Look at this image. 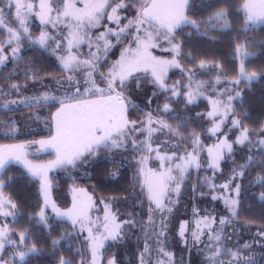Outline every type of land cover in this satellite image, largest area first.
I'll return each mask as SVG.
<instances>
[{
    "label": "snow or ice",
    "instance_id": "obj_1",
    "mask_svg": "<svg viewBox=\"0 0 264 264\" xmlns=\"http://www.w3.org/2000/svg\"><path fill=\"white\" fill-rule=\"evenodd\" d=\"M0 3L6 4L10 10L15 8L16 20L12 25H5L4 17L11 18V11L5 13L3 7H0V25L6 27L8 40L7 46L0 42V65L4 64L9 56L4 55L8 49L11 50V59L13 61L20 59V45L24 40L30 41L34 45H39L40 48L48 50L53 48V53L57 55V59L62 65V70L67 74V89L70 94L63 97L44 92L33 98L36 106L43 107L49 101H53L54 105H58L51 120L55 124V134L48 139H42L38 143L42 149L52 148L55 150L56 159L50 161L48 165L33 164L26 158L24 153L19 149L23 145L8 148L7 151L0 150V172H3L11 162L22 164L33 177H38L40 180L41 192L44 195V207L40 209L38 216V223L47 224L48 217L45 214L46 209L51 206L57 217L70 220L75 227L80 226L81 232L87 231L88 247L91 250L90 264H97V258L100 256V249L104 247V241L108 239L117 240L122 238L121 224L116 222L115 214L110 213V208L105 206V223L102 225L104 232H100L99 228L93 231L87 222L88 209L90 205L76 204L67 211L58 209L54 202H50L51 182L47 172L55 167H77L78 162H84L89 156H95L102 149L121 148L124 146V141L127 139L128 132L136 129L137 121L131 120L128 117V110L132 105L127 95L128 86L135 82L139 87L140 78L135 76V73L141 70L151 72L153 83L159 90L167 93L171 92L172 96H180L181 92L175 86L169 87L166 81L167 71L171 67H180V62L177 57L183 55L181 44L175 41L176 30L186 24H191L193 27L199 29L201 23L204 21H197L189 19L186 15V9L189 0H80L82 7L77 6V0H39L38 11L35 12L40 19V22L46 26L45 30L40 32L37 37L29 34L27 27V17L33 14L35 5L31 2L25 3L24 0H0ZM138 8L133 15V18L127 23L122 22L121 11L128 9L130 6L137 5ZM247 21L252 23L264 22V0H259V3L253 0H245L243 5ZM110 9V12L108 11ZM55 13V16H53ZM228 12L221 10L215 12L209 17L211 20H226ZM107 19L108 22L114 24L116 27H108L106 31L94 33L89 36V32L93 28L102 27L101 21ZM124 19H127L126 17ZM63 23L64 29H61V34H50L47 25L56 27ZM146 26V27H145ZM215 27V25H210ZM225 27L230 25L225 24ZM247 29V23L245 24ZM83 29V31H82ZM115 37L116 43H120L122 38L131 40L123 49L120 59L114 61L107 66V71H103L104 65L101 63V58L107 57V54L115 46L112 41ZM161 39L167 42L168 47L160 43ZM64 41L67 43L64 44ZM87 42L89 52L82 55L79 51L80 45ZM95 42L96 51H91L92 45ZM161 48L163 51L172 53L171 59H161L153 56L149 51L152 48ZM56 50H59L57 53ZM235 52L241 58L239 67L238 79L234 83H240L241 79H246L249 82L257 78L256 72H250L243 63L248 53L243 50L242 45H237ZM200 68L207 67V62L201 60ZM216 67H220L216 65ZM261 74H264L262 72ZM192 73H189V80L191 81ZM219 76L217 80L219 81ZM57 83H61L57 81ZM13 89H18L20 85H13ZM191 87V85H189ZM205 86L203 84L197 85L195 91H187V103H193L195 99L202 94ZM156 95V93H153ZM239 96V92H237ZM166 101L170 102V97H165ZM232 97L229 96L228 103L222 104L220 101H212L213 110L207 115L212 119V126L208 132L215 136L220 132V125L215 119L220 115V110L223 108V115H227V110L231 106ZM43 101V103H41ZM151 103V99L148 101ZM165 102L162 111L167 113L170 111V103ZM158 108L157 117H154L150 112L146 114V120L141 121L140 129L144 130L145 124L149 125L147 128L148 137L158 130L167 128L169 132L177 134L172 125L166 123L165 120L159 119ZM39 119V115L36 116ZM156 124L159 128L150 127ZM234 127L240 126L241 132L237 139L229 142L227 138L220 140L209 149V163L208 167L213 170L219 169L220 161L225 158V153L231 155L233 151V144H245L251 142L250 133L246 127L240 125V121L233 120ZM131 126V127H130ZM177 128L180 125L176 126ZM264 131V129H261ZM193 152H187L184 157L183 164H176V169L179 175H173V169L169 163L166 167V161H171L166 153L161 154L157 149H153L150 143H141V148H145L148 153L155 151V158L160 161V168L162 171H154L149 169L151 179H146L145 183L148 188L149 217L150 222L147 227H156L155 213L160 215V231L153 234L158 239V254L168 259L157 260V264H172L171 253L168 252L162 245L163 241H159V236L166 234L168 227L167 215L172 211L171 192L180 191L181 181L183 175L190 167L199 168L201 165L196 155V145L199 144V137L193 134ZM134 147H135V141ZM264 145V139L259 141ZM139 150V149H136ZM150 156L148 154L141 155L137 161V168L140 174L144 173V166L147 164ZM242 165L241 170L237 172L233 170V175L229 180L220 186L228 194L220 196L213 195V199H223L225 206L228 208L232 217H238L237 206L240 204L241 184L236 182L237 178H242L245 175V169L250 165ZM262 187H264V175L257 179ZM5 181L0 177V217L7 218L9 216L16 217L17 204L3 193ZM215 191V186H212ZM260 199L264 201V193H261ZM167 201V202H166ZM154 206V207H153ZM194 215L196 210L194 209ZM31 219V218H30ZM228 218H221L220 225H224ZM125 224H134V221H124ZM215 223V218L210 216H203L196 222L194 229L188 228V222L182 221L179 226L178 233L182 239H185V231H190L191 237L196 243H203L201 237L208 236V243L205 244V250L208 253L206 256L207 264H254L251 256L242 254L240 248H229L222 241L221 230L212 228ZM203 225V227H201ZM208 231L205 232L204 229ZM31 233L28 230L19 233V239L13 238L10 234L8 224H0V264H9L8 260L4 259L7 253V245H13L12 256L9 258L12 264H16V257H19V264H25V258L38 251L36 244L27 247L28 238ZM259 235L264 236V229ZM62 239V238H61ZM59 240H53L52 245L56 247ZM249 245H244L247 249ZM151 249L145 246V253L150 252ZM144 261V253H141V264ZM59 264H72V261L60 257ZM81 264H84L82 261ZM109 264H115V261H109ZM150 264V262H149Z\"/></svg>",
    "mask_w": 264,
    "mask_h": 264
},
{
    "label": "trees",
    "instance_id": "obj_2",
    "mask_svg": "<svg viewBox=\"0 0 264 264\" xmlns=\"http://www.w3.org/2000/svg\"><path fill=\"white\" fill-rule=\"evenodd\" d=\"M244 3L245 0L189 1L186 9L188 18L207 23H201L198 30L191 24H186L176 31L175 41L182 46L183 55L180 56V60L186 69H191L193 66L199 69L200 61L203 60L207 62V68H204L206 72L201 70V73L209 75L214 73L216 65L224 67L222 73L225 74L232 73L233 70L237 71L238 67L233 59L235 49L238 44L246 43L248 49L255 52V55L247 60V68L250 72L256 71L259 74L264 72V24L244 30L243 27L248 22L243 8ZM0 7L4 10L8 9L4 3H0ZM137 8L138 4L122 10L127 18L123 21L133 18ZM221 10L228 12L226 20L209 21L210 16ZM226 23L230 25V28L221 29L216 26ZM7 38V31L0 27V42L4 43ZM22 45L21 58L10 62L0 70V103L39 96L49 81L65 74L59 61L49 49L44 50L28 40H24ZM82 49H86V46L80 47V53ZM121 49H123L122 45H118L112 50L109 55L110 62L119 57ZM172 74L178 76L177 72ZM150 83L140 78L139 87L135 82L129 84L127 93L134 103L130 109L131 117L136 115L140 118L143 109L148 110L154 106L152 109L156 111L164 105V102H169L165 99L168 94L154 90ZM13 85H20V87L13 89ZM150 99L153 105L148 102ZM170 102L174 107L173 110L163 115L166 116L168 123L174 126L180 125L179 129L186 135L184 139L187 141L184 142L192 145V136L195 134L199 137V142L203 140L205 143H211L207 133L209 121L202 113L208 108L207 103L204 106L202 102L191 104L184 98L179 101L171 98ZM53 105L48 103L43 107L31 105L19 109L0 110V146L51 135L54 131L51 116L55 114L58 107ZM235 112L241 124L250 129L251 142L243 145L233 144L232 155L223 161L221 172L214 173L206 165L197 172L192 171L185 184L184 198L180 200V206L173 212V218L175 219L184 211L190 216L194 209L201 210L200 204H210L212 207L213 191L209 190L208 186L212 183L216 187L228 181L233 175V170L240 171L241 166L249 164V158H251L252 162L245 169V175L236 181L241 184V202L237 209L239 216L234 217L233 227L237 232L234 240L243 246L264 229V201L260 199L261 193H264V187L257 183L258 177L264 175V150L261 151L256 147L259 146L256 137L264 136V131L261 132L264 126V76L247 85L243 90L242 100L237 101ZM37 114L39 119L36 118ZM237 137L236 131L229 135L231 142ZM53 155L49 153L40 157L35 156L33 159L45 161L51 159ZM127 156L129 155H123V153L120 155V151L114 154L106 148L97 153L91 162L80 163L77 167L60 168L51 176L54 184L55 205L63 209L73 207L74 191L85 188L101 200L121 203L125 209L124 216H120L119 219H130V210L142 199V192L139 189L141 184L138 181L137 164L130 157L126 159ZM1 177L5 181L3 193L17 204L18 215L9 224L10 234L18 240L19 233L28 230L31 235L28 238L27 247L36 244L38 249L36 253L25 258V264H59L60 257L71 260L72 264H81L82 261L84 264H89L92 256L88 241L76 226L53 215L48 217L47 224L38 223V213L44 207L39 180L16 163H10ZM146 206H137L136 210L146 214ZM134 218L139 222L142 219L140 215H135ZM53 240L60 241L56 247L52 245ZM10 248L11 246L7 248L4 259L12 264L9 259L12 256V248ZM138 249L139 242L129 238L125 242L109 246L105 251L104 264H108L112 258L116 259L117 264H139ZM179 250L178 247L177 251ZM258 251L261 252V256L254 264H264V246ZM15 259L16 264H19L17 258ZM197 259L193 253L190 259L191 264H204L202 260L196 261ZM177 264L181 262L178 261Z\"/></svg>",
    "mask_w": 264,
    "mask_h": 264
},
{
    "label": "rangeland",
    "instance_id": "obj_3",
    "mask_svg": "<svg viewBox=\"0 0 264 264\" xmlns=\"http://www.w3.org/2000/svg\"><path fill=\"white\" fill-rule=\"evenodd\" d=\"M24 2L25 3L31 2L35 5V8L33 9V14H30L27 17V27L29 30V34H31L34 37H37L40 35V32L42 30H45V28H46V26L40 22L39 17L37 15H35V12L38 11V8H39V0H24ZM256 3L258 4L259 0H256ZM77 6L78 7L83 6L80 3V0H77ZM9 11H11V18L9 19L8 16L5 15V17L3 18L5 21V25H12L13 22L16 20L15 8H12L10 10L7 9V10H5V13H7ZM108 11L110 12V9H108ZM53 16H55V13H53ZM125 17H126V14L121 11V18H122L123 23H127L128 20H130V19H128L124 22L123 20ZM226 24H228V23H226ZM254 24H261L262 25L264 23H261V22L252 23L251 21H248L247 22V29L250 30L252 27L261 26V25L255 26ZM101 25H102V27H97V28L91 29V31L89 32V36H92L94 33L106 31L108 27H112V28L116 27L114 24H111L110 22H108L106 18L101 21ZM183 26H185V25H183ZM183 26H181V27H183ZM216 26L221 28V29L230 28V27H225V24L219 25V26L216 25ZM0 27L4 28L6 30L5 26L0 25ZM64 28H65V25L63 23L58 24L56 27H53L51 24L47 25V29L50 30V34L54 33L57 36H59L61 34V29H64ZM243 28H244V30H247L245 28V26ZM82 31H83V29H82ZM111 39H112L113 43L115 44V46L111 49V51L108 52L106 58H104V57L101 58V63H102V65H104V67L102 69L103 71H107L108 65H110L111 63H113L116 60H119L121 52L123 51V49L126 48L128 46V44L132 43L131 40H126L124 38H122L120 43H116L115 37H112ZM7 40H8V38L4 42L5 46H7ZM66 43L67 42L64 41V44H66ZM123 43H124V45H123ZM160 43L163 44L165 47H168L167 42L164 41L163 39H161ZM84 45L86 46V49H82V51H81L82 55L87 54L90 50L88 45H87V42L80 45V47H82V46L84 47ZM118 45H122L123 49H121L119 57L116 60H113L110 62L109 61V59H110L109 55L112 52V50ZM238 45H242L243 50L246 53H248L246 59H244V61H243V63L246 65L247 60L252 58L255 55V52L248 49L246 43H242V44L240 43ZM35 46H39V45H35ZM49 50L52 52V54L57 59V55L53 53V48H49ZM56 51H57V53L59 52V50H56ZM91 51H93V52L96 51L95 42L92 45ZM149 51L151 52V54L153 56H156V57L161 58V59H171L172 58L171 52L163 51L159 47L152 48ZM22 53H23V45L21 44L20 45V53H19L20 57L22 56ZM3 54L9 56V59L6 60L4 62V64L0 65V70L4 66L8 65L10 62L13 61L11 59L12 54H11L10 49H8L7 52L3 53ZM177 59L180 62V67L179 68H176V67L169 68L167 71V75H166L165 79L168 83V86L170 88L175 86L177 88V90L179 92H181V95L180 96H172L171 92H167V94H168L167 97L174 99V101H179V99L184 98L187 102V91H195L197 88V85H200V84H203L205 86L204 90L202 91V94H200L195 99V101L193 103L194 104H201V102H202L203 106L205 105V103H207L208 108L206 110H203L202 113L205 114L206 120L209 121V124L207 126V133L210 136L211 143H205V141L202 140L199 142V145H196V155H197L198 161H199L201 166L199 168L190 167L187 170V172H185L183 175V179L181 181L179 193L177 194L174 191L171 192L170 196H171V199L173 201L172 206H171L172 211L166 217V219L168 221V227L166 229V234L163 236H159V241H163L162 246L168 252L171 253L172 264H177L178 261H180L181 264H191L190 259H192L193 253H194V257L198 258L196 261L199 262L202 260L204 262V264H207L206 256L208 253L205 250V244L209 242L208 236L203 235L201 237V240L203 241V243H196L193 241L191 234H190V231L186 230L185 231V239H182L178 233V230H179L180 223L182 221H187L188 222V228L194 229L196 226L197 220H199L203 216H210V217L215 218V223L212 224V228L215 230H218V231L222 229L221 236H222L223 243L232 249L240 248L242 250L243 255L251 256L254 263H256L257 259H259V257L261 256V254H260L261 252L258 250H259V248L261 249L264 246V236H261L259 234L253 236L252 241H250V242L247 241L245 243V245L246 244L249 245V247L247 249H245L244 245L242 246V244H239L237 241L234 240L236 238V235H237L236 228L233 227L235 220H234V217L231 216V213L229 212L228 208L225 206L224 200L219 199V198L213 199V195L220 196L221 194H223V195L228 194L224 189L220 188V186L225 184L227 181L217 185L215 187V189H216L215 191L212 190V186H213L212 183H211V185L208 186V189L213 191V193L211 195V199H212V201H214V204L212 207H210V204H200L201 210H196L195 215H194V211H193V213L190 214V216H188L187 213L184 211V212H181L180 214H178L175 219L173 218V216H174L173 212L176 211V207L180 206V204H179L180 200L182 198H184L183 193H184V189H185V184L187 182L188 177L191 175L192 171L195 170V172H197L201 167L204 168V165H206L208 167L209 149L212 148L215 144L219 143L220 140H223L225 138H227L228 141L231 142L229 135L233 131H236L238 136L240 135L241 127L240 126L234 127L232 124L233 120L240 121L238 119V117L236 116L235 106H236L238 100H242L243 90L247 87V85L249 86L252 82L258 80L259 77L264 76V74L261 75V74H259V72L254 71L257 73L256 79L252 80L251 82H249L246 79H241L240 83H238V84L234 83V81L236 79H238L239 67L241 64V58L239 55H237L236 52L234 53L233 59L235 60V62L237 64L238 70L237 71L233 70L232 73H226V74L222 73V68H224V67H221V66L216 67L215 65H214L215 66V72L211 73L210 75L207 73H201L200 72L201 70L203 72L204 71L206 72V70L204 68L203 69L202 68L197 69L193 66L191 69H186L184 67V65L182 64L180 57H177ZM59 64H60V61H59ZM205 68H207V67H205ZM173 72H177L178 76H176V74H172ZM189 73L193 74L191 77V81L189 80ZM134 75L138 76L139 78H144L150 82L152 80L150 70L149 71L141 70L140 72L135 73ZM218 76L220 77L219 81L217 80ZM66 77H67V74L65 73L64 75L53 78L44 87L43 91H41V94L44 92H49L50 94L58 95L61 97L65 96L67 94H70L69 90L67 89V78ZM57 81H60L61 83H57ZM150 84L153 85L154 90H158L159 92H161V90H159L153 83H150ZM189 85H191V87H189ZM237 92H239V96H237ZM127 95H128V93H127ZM229 96H231L233 98L231 101V106L227 110V115H223L224 109L222 108L220 110V115L215 117V119L217 120L218 123L221 120H223V123H221V125H220V132L217 133V135L213 136L208 132V129L212 126L211 121L213 118L209 117L207 115V113L213 110L212 101L218 100L222 104L226 105L228 103ZM129 100L131 101L132 105H134L133 101L130 98H129ZM151 102H152V100H151ZM48 103L54 104L53 101H49ZM152 103H151V105H153ZM169 103H170V111H172L174 107H173L171 102H169ZM193 103H191V104H193ZM31 105H35L33 102V98H30V99H14V100H9V101L0 103V110L19 109L20 107H26V106H31ZM131 107L132 106H130L129 110H128V117L131 120L137 121L136 129L141 128L140 122L146 120V114L147 113L150 112L154 117H157L158 110H156V111L153 110L152 108L154 106H151L148 110L143 109V113L141 114L140 118L136 117V115L131 117V115H130ZM162 109H163V106L161 105V108H160L161 111L159 112L158 118L163 119L166 121L167 124L172 125V124L168 123L167 119H165L166 116H164V115L169 114L170 111L167 113H164L162 111ZM240 125H242L241 121H240ZM172 126L175 129V132L177 134H173V133L169 132L167 128H164L163 130H158V131L154 132L152 134L151 138L149 139L148 132H147V128L149 127V125L145 124L144 130L134 129V130H131L128 132V136H127V139L124 141L123 147L109 149V151H113L114 154H116L119 151H120V155H121V153H123V155L128 154L129 156H127L126 159L128 157H130L133 162H136V164H137V161L139 160L141 155L148 154L150 156L149 160L147 161V164L144 166V173L143 174H140L138 172V168L136 167V170L138 172V181L141 184L139 189L142 192V199L139 202H137L136 205L133 206L132 210H130V214H129V217H131L130 219H125V220L119 219L120 216H124L123 211L125 208L121 203H118V201L110 202V201L101 200L97 196H95V194H93L89 189H85V188L77 189L74 191L73 201L76 204H78V205L79 204L90 205V207L88 209L89 220L87 222L89 223V226H91L93 228L94 232L96 231L97 228H99V231L101 233L104 232V228L102 227V225L105 223L104 216H105L106 204L110 208V213L115 214L116 222L121 224L122 238L117 239V240L108 239V240L104 241V247L102 249H100L101 254L97 258V264H104L105 251H106L107 247L116 245V244L121 243V242H125V240H127L128 238L139 242V249H138L139 264H141V253H144L143 264H149V262H150V264H157L158 259L165 260V261L168 259L167 257H164V256L158 254V251H159L157 248L158 239H157V236L155 234H153V231H155V233H159V231H160L159 225H160V215L161 214L159 212L155 213L156 227L154 230L152 227L146 226V225L150 224V222L148 220L150 202L148 199V188H147V184L145 183V181H146V179H151V173L149 172V169H152V170L157 171V172L162 171L163 169L160 168V161L155 158V156H156L155 151L148 153L145 148H141V143L142 142L150 143L152 145L153 149H157V147H158V150L160 151V153L162 155L166 153L169 157H172L171 161L165 162L166 167L170 163L171 167L173 169L172 174L173 175H179L178 170L176 169V164H183L184 163V161L180 158L184 157L187 152H193L194 145H193V143L191 145V143H185L184 142V141H187L186 139H184V137L186 135H184V133L181 132V130L179 129L180 127L177 128L176 125L175 126L172 125ZM150 127L159 128V126L156 124H152V125H150ZM246 128L248 129V131L250 133V129L247 126H246ZM262 129H264V126ZM261 132H263V131H261ZM256 138H258V141H260V140L264 139V136H262V137L257 136ZM249 139L251 141V136L249 137ZM134 141H135V147H134V143H133ZM18 145H23V148H21L19 150L22 153H24L26 158L28 160H30L33 164L48 165L50 161H53L56 159L55 158L56 155H53L52 153H50L53 155L51 159L49 158V159H46L45 161L34 160L33 157H35V156L40 157V156L45 155V152H47L45 150H49V149L54 150L52 148L42 149L39 144H36L35 146L32 145L30 147L28 144H25V142H22L20 144L14 143V144H10V145L0 146V150L7 151L8 148L18 146ZM189 145H191V146H189ZM256 147L260 148L261 151L264 150V145H262L260 143H259V146H256ZM136 149H139V150H136ZM102 150H104V149H102ZM102 150H100L99 152H101ZM231 155H232V153H231ZM231 155H228L227 153H225V158L220 161L219 169L213 170L210 167H208V168L212 169L214 171V173L221 172L223 161ZM93 157L94 156H89L82 163L93 161V159H92ZM11 163H16V162H11ZM16 164H19V163H16ZM78 164H80V162H78ZM19 165L24 167L22 164H19ZM87 165L89 166L91 164H87ZM70 167H72V166H70ZM57 168H59V167L52 168L47 172V175H48L49 180H50L51 185H52L51 191H50V197H49L50 202H54V198H53L54 184H53V179L51 178V176L59 170ZM26 171L28 174H30L27 169H26ZM1 174H2V172H0V177H1ZM35 178L37 180H39L38 177H35ZM237 179L240 180L241 178L238 177ZM42 196L44 198L43 194H42ZM239 200L241 202L240 197H239ZM146 204H147V206H146ZM137 206H140V207L146 206L147 207L146 214L140 213L139 210H136ZM196 206L199 207V205H196ZM239 206H240V204L237 206V209L239 208ZM56 207L58 209H60L61 211H67L68 209L72 208L71 207V208L63 209V208H60L58 206H56ZM45 214L47 217L53 215L56 218H59V217H57L56 213L52 210L51 206H49L46 209ZM17 215H18V213H17ZM17 215L15 218L12 216H9L7 218L0 217V224L6 223L9 225L10 222L14 221L17 218ZM135 215L141 216L142 219L140 220V222L134 218ZM221 218H228L227 222L224 225L219 224V220ZM59 219L67 220L65 218H59ZM129 220L134 221V224L123 223L124 221H129ZM67 221H69L71 223L70 220H67ZM201 227H203V225H201ZM76 228L81 234H83V235H85V237H87V235H88L87 231L85 230V231L81 232L79 224L76 225ZM9 230H10V227H9ZM204 231L207 232L208 229L205 228ZM146 244L149 247V249H151V251L147 252V253H145ZM9 246H11L12 249L14 247L13 245H7L6 247L8 248ZM178 247L180 248L179 251H177ZM12 249H11V251H12ZM16 258L19 261V257L17 256ZM130 258H131V255H130ZM113 260L115 261V264H117L115 258H112L109 261H113ZM90 262H89V264H90ZM108 264H109V262H108Z\"/></svg>",
    "mask_w": 264,
    "mask_h": 264
},
{
    "label": "crops",
    "instance_id": "obj_4",
    "mask_svg": "<svg viewBox=\"0 0 264 264\" xmlns=\"http://www.w3.org/2000/svg\"><path fill=\"white\" fill-rule=\"evenodd\" d=\"M253 2L256 3V0H253ZM261 23H264V22H261ZM254 25L256 26V25H261V24H254ZM41 103H43V101H41ZM53 126H54V131H53V133H52L51 135H54V134H55V124H54V121H53ZM51 135L46 136V137H44V138H39V139H34V140H27V141L16 142L15 144H20V143H22V142H25V144H28V145L31 147L32 145L35 146L36 144H38V143H35V142H37V141H39V140H42V139H48V138H50ZM13 144H14V143H13ZM45 151H47V152H45V154L52 153V154L56 155V153H55L54 150L49 149V150H45ZM55 158H56V157H55ZM57 169H60V167L57 168ZM57 169H56V170H57Z\"/></svg>",
    "mask_w": 264,
    "mask_h": 264
}]
</instances>
